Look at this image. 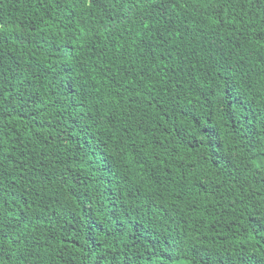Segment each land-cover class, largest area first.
Here are the masks:
<instances>
[{"label":"trees","instance_id":"trees-1","mask_svg":"<svg viewBox=\"0 0 264 264\" xmlns=\"http://www.w3.org/2000/svg\"><path fill=\"white\" fill-rule=\"evenodd\" d=\"M0 264H264V0H0Z\"/></svg>","mask_w":264,"mask_h":264}]
</instances>
